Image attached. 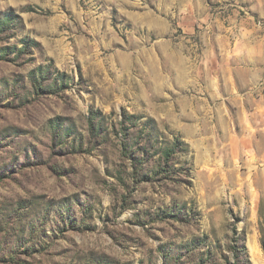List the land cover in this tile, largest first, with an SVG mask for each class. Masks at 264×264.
I'll return each mask as SVG.
<instances>
[{
    "label": "rangeland",
    "instance_id": "374dc122",
    "mask_svg": "<svg viewBox=\"0 0 264 264\" xmlns=\"http://www.w3.org/2000/svg\"><path fill=\"white\" fill-rule=\"evenodd\" d=\"M0 264H264V0H0Z\"/></svg>",
    "mask_w": 264,
    "mask_h": 264
}]
</instances>
